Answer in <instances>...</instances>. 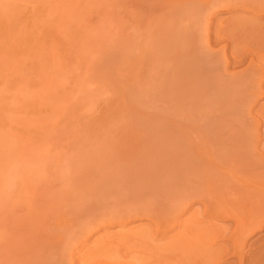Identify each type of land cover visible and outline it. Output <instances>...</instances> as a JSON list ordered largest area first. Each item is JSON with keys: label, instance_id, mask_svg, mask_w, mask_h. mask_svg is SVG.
<instances>
[{"label": "rangeland", "instance_id": "rangeland-1", "mask_svg": "<svg viewBox=\"0 0 264 264\" xmlns=\"http://www.w3.org/2000/svg\"><path fill=\"white\" fill-rule=\"evenodd\" d=\"M0 264H264V0H0Z\"/></svg>", "mask_w": 264, "mask_h": 264}]
</instances>
